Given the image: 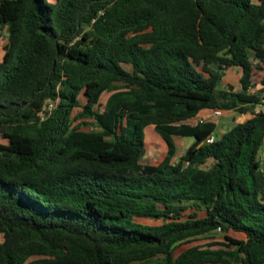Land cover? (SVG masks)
I'll list each match as a JSON object with an SVG mask.
<instances>
[{
  "label": "trees",
  "instance_id": "1",
  "mask_svg": "<svg viewBox=\"0 0 264 264\" xmlns=\"http://www.w3.org/2000/svg\"><path fill=\"white\" fill-rule=\"evenodd\" d=\"M2 27L0 264H264V0H0Z\"/></svg>",
  "mask_w": 264,
  "mask_h": 264
},
{
  "label": "rangeland",
  "instance_id": "2",
  "mask_svg": "<svg viewBox=\"0 0 264 264\" xmlns=\"http://www.w3.org/2000/svg\"><path fill=\"white\" fill-rule=\"evenodd\" d=\"M49 1H54V0H49ZM4 33H7L6 30L3 31ZM5 39V36H1V43H3ZM2 54V49L0 50V55ZM239 73H241V69L237 67H231L230 69L227 70L226 74L224 75L223 79L221 80L220 87H226L228 83H233L236 87L240 86L239 82ZM240 114V113H239ZM248 114V113H247ZM224 118V117H223ZM245 117H240L237 120H233L229 117V120L231 123H236L240 120H243ZM153 124H150L146 127V141L148 143L147 145V150L145 153V156L142 159V162H159L165 155L166 149L168 148V144L164 137L162 136L161 133L157 132L154 130L155 128L152 127ZM222 128V124H220ZM220 128V129H221ZM181 137V138H179ZM193 137L191 136H176V143H177V153H176V158L178 157L186 150V144L187 141L192 139ZM8 141L7 138L0 136V142L6 143ZM262 158L264 161V146L262 149ZM190 210V209H189ZM203 213V212H202ZM235 233V232H232ZM1 238V235H0ZM225 240L224 237V231L221 230L220 228L213 230L205 235H202L200 238H196L192 241L183 243L179 249H182L184 247L190 246L192 244H207L209 242L213 241H223ZM220 244H214L213 246H219Z\"/></svg>",
  "mask_w": 264,
  "mask_h": 264
},
{
  "label": "crops",
  "instance_id": "3",
  "mask_svg": "<svg viewBox=\"0 0 264 264\" xmlns=\"http://www.w3.org/2000/svg\"><path fill=\"white\" fill-rule=\"evenodd\" d=\"M55 1V0H54ZM4 30H6V27H2L1 29H0V31H1V33H2V35L1 36H5V39H4V41L3 42H5L6 41V38H7V34L6 33H4L3 31ZM0 42H1V37H0ZM234 67H237V68H239L238 66H234ZM230 69V68H229ZM240 75H241V73H239ZM240 75H239V77H240ZM238 77V78H239ZM261 85L259 84V85H257L256 87L258 88V87H260ZM236 87V86H235ZM236 88H238V87H236ZM257 108H260V105L259 106H257ZM223 109V113H222V115H220V116H218V117H216V116H209V113H210V111H209V108H204V109H202L201 111H200V113L195 117V118H193V120L194 121H197L198 119H202L204 116H206V115H208V118L207 119H213V120H216V122H217V129H216V133L217 134H221V133H223L227 128H229V127H231V126H233L234 124L233 123H231L230 122V120H229V117L231 118V119H233V120H237V119H239L240 117H247L248 116V114L247 113H241V112H239V111H237L235 108H222ZM240 113V114H239ZM224 117V118H223ZM220 124H222V128H221V126H220ZM150 125V124H149ZM148 126V125H147ZM154 126V127H153ZM153 128H155L154 130H156V127H155V125L153 124ZM221 128V129H220ZM157 131V130H156ZM158 132V131H157ZM176 136H179V135H174V138H175V141H176ZM179 138H181V137H179ZM193 141V138L192 139H190L189 141H187V144H186V147L191 143ZM147 145H148V143H147ZM168 149V148H167ZM167 149H166V151H167ZM166 153V152H165ZM151 163H157V162H151Z\"/></svg>",
  "mask_w": 264,
  "mask_h": 264
},
{
  "label": "built area",
  "instance_id": "4",
  "mask_svg": "<svg viewBox=\"0 0 264 264\" xmlns=\"http://www.w3.org/2000/svg\"><path fill=\"white\" fill-rule=\"evenodd\" d=\"M55 104H56V101L53 100V99L46 100V103H45L43 109L38 112L39 117L45 118L48 114H50V112L54 108ZM209 111H210L209 116H216V117H218V116L222 115V113H223V109L220 108V107L209 108ZM207 118H208V115L204 116L202 119H207ZM214 138H215V135L212 134V135H210L207 138V140L208 141H212Z\"/></svg>",
  "mask_w": 264,
  "mask_h": 264
}]
</instances>
